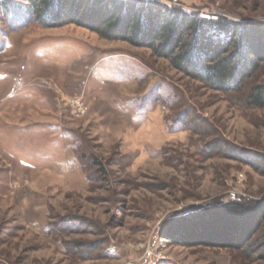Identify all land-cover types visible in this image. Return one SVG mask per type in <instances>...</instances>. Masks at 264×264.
<instances>
[{"label":"rangeland","instance_id":"rangeland-1","mask_svg":"<svg viewBox=\"0 0 264 264\" xmlns=\"http://www.w3.org/2000/svg\"><path fill=\"white\" fill-rule=\"evenodd\" d=\"M264 21V0H134ZM0 0V264H264L161 237L175 213L264 199V66L222 91L149 47ZM160 258H166L162 261Z\"/></svg>","mask_w":264,"mask_h":264},{"label":"trees","instance_id":"trees-1","mask_svg":"<svg viewBox=\"0 0 264 264\" xmlns=\"http://www.w3.org/2000/svg\"><path fill=\"white\" fill-rule=\"evenodd\" d=\"M4 1L11 9L13 0ZM20 5L45 27L75 24L108 40L149 47L185 75L218 90L239 88L264 66V21L200 19L180 8L134 0H22ZM248 100L264 108V85ZM263 223L264 199H232L175 213L164 221L161 237L188 247L242 250Z\"/></svg>","mask_w":264,"mask_h":264},{"label":"built area","instance_id":"built-area-1","mask_svg":"<svg viewBox=\"0 0 264 264\" xmlns=\"http://www.w3.org/2000/svg\"><path fill=\"white\" fill-rule=\"evenodd\" d=\"M162 261L166 260V258H160ZM157 262H155L154 264H156Z\"/></svg>","mask_w":264,"mask_h":264}]
</instances>
